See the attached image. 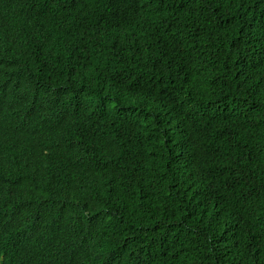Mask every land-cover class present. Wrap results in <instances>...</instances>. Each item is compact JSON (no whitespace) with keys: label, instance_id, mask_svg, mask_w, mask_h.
<instances>
[{"label":"trees","instance_id":"obj_1","mask_svg":"<svg viewBox=\"0 0 264 264\" xmlns=\"http://www.w3.org/2000/svg\"><path fill=\"white\" fill-rule=\"evenodd\" d=\"M65 3L42 28L33 11L0 25V132L36 131L0 137V213L29 207L97 264H264V0H97L85 35ZM52 107L83 133L58 135ZM79 143L88 179L65 198L26 176Z\"/></svg>","mask_w":264,"mask_h":264},{"label":"clouds","instance_id":"obj_2","mask_svg":"<svg viewBox=\"0 0 264 264\" xmlns=\"http://www.w3.org/2000/svg\"><path fill=\"white\" fill-rule=\"evenodd\" d=\"M97 0H73V7L85 24L83 34L88 33L89 20L80 11L79 5H89ZM65 0H0V25L11 29L13 24L26 23L33 11L37 16V27L42 28L55 23L67 11ZM7 44L13 50L24 52L29 46L36 45L28 40H15L5 37ZM93 75V71L91 72ZM4 95H2L3 97ZM1 97V98H2ZM103 98L107 106L109 97L98 95L95 98ZM45 120L58 127L57 134L67 137H77L83 133V118L76 111L68 118L58 114L55 108L45 110ZM12 114L7 109L0 107V120L8 123ZM15 131L21 132L28 138L35 139L34 134L28 131L12 130L0 132V137H6ZM87 146L79 143L74 147V152L63 166L58 175L43 176L28 171V176L37 188H42L43 183L51 182L55 187V193L64 197L73 182L78 179H88L83 175L81 164L77 163L75 156L79 148ZM0 264H97L91 247L78 243H67L60 234L51 233L48 229L33 220L29 207L24 206L13 212L0 213Z\"/></svg>","mask_w":264,"mask_h":264}]
</instances>
